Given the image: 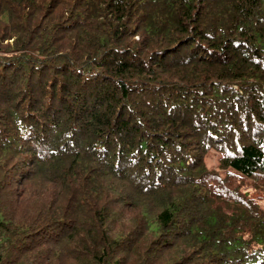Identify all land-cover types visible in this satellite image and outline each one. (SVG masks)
<instances>
[{
	"label": "trees",
	"instance_id": "1",
	"mask_svg": "<svg viewBox=\"0 0 264 264\" xmlns=\"http://www.w3.org/2000/svg\"><path fill=\"white\" fill-rule=\"evenodd\" d=\"M262 199L264 0H0V264H264Z\"/></svg>",
	"mask_w": 264,
	"mask_h": 264
},
{
	"label": "rangeland",
	"instance_id": "2",
	"mask_svg": "<svg viewBox=\"0 0 264 264\" xmlns=\"http://www.w3.org/2000/svg\"><path fill=\"white\" fill-rule=\"evenodd\" d=\"M218 157H219V155L217 153H214V152H211L206 157V165L209 169L216 168ZM259 204L264 209V199L259 200Z\"/></svg>",
	"mask_w": 264,
	"mask_h": 264
}]
</instances>
